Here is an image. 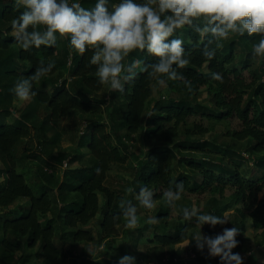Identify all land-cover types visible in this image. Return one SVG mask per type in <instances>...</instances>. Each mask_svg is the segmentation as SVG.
Returning <instances> with one entry per match:
<instances>
[{"label":"trees","instance_id":"obj_1","mask_svg":"<svg viewBox=\"0 0 264 264\" xmlns=\"http://www.w3.org/2000/svg\"><path fill=\"white\" fill-rule=\"evenodd\" d=\"M73 2L90 9L97 0H70ZM114 3L119 0H109V4ZM22 11L14 8L13 0L7 4L0 0V171L4 173L0 180L4 219L0 264H57L68 257L69 250L57 247L55 240L62 246L67 242H92L95 234L82 227L96 217L98 240H103L105 250L95 264H119L120 257L131 254L125 245L116 244L117 228L124 218L114 217L120 214L121 200L139 205L135 195L142 186L155 193L158 204L152 210H156L158 222L146 224L158 228L149 237L156 243L155 249L169 248L178 260L180 244L190 241L189 252L195 255L192 262L175 264H221L219 257L202 254L190 239L195 218L186 222L182 213L176 220L171 216L163 192L176 182L184 184L182 195L211 193L206 209L199 213L222 216L232 211L233 227L240 230L233 253L242 249L247 220L264 232V197L259 198L264 190V56L255 60L251 56L259 35L230 34L221 41L223 46L216 49L215 57L208 60L203 52L206 47H215L208 43L211 37L201 39L192 27L185 26L169 39L183 41L189 64L180 72L191 81L192 90L172 80L161 87L137 69L136 78L126 82L125 91L120 93L103 91L105 85L98 83L96 67L87 64L92 52L81 56L69 47L67 39H57L55 47L24 51L11 28L12 19ZM37 28L43 30V26ZM41 60L53 62L55 68L33 82L36 95L19 108L13 88L30 77ZM133 61H140L143 67L156 62V58L137 49L124 63ZM214 72L222 74L223 82L212 79ZM203 93L207 94L205 100L201 99ZM72 114L99 119H89L77 145L63 151L65 130L61 121ZM191 117L207 120L209 126L198 122L191 126ZM231 118L240 121V128L224 132L227 140L220 141L213 135L204 138L215 132L217 124ZM29 139L36 143L34 151L25 147ZM137 141L142 147L139 153L134 150ZM33 158L36 162L25 164ZM77 161L82 165L71 167ZM245 161L247 166H256L260 174L247 175ZM65 163L64 175L58 176L56 166ZM127 163L131 166L128 184L113 188L107 181L113 165ZM227 188L231 193L224 196ZM20 198L30 200L28 208L20 215H10L13 211L9 207ZM18 251L22 253L15 258ZM135 264L152 263L146 257H135Z\"/></svg>","mask_w":264,"mask_h":264},{"label":"clouds","instance_id":"obj_2","mask_svg":"<svg viewBox=\"0 0 264 264\" xmlns=\"http://www.w3.org/2000/svg\"><path fill=\"white\" fill-rule=\"evenodd\" d=\"M13 5L16 10L23 9L12 19L11 28L24 51L33 47H55L58 36L67 39L69 47L81 56L92 52L88 66L96 67L98 83L107 85L113 92L123 93L125 83L138 75L137 69L146 72L149 79L157 80L161 87L167 86V80L181 81L191 91V81L180 72L189 64L183 41L169 39L185 26L192 27L201 39L211 37L208 43L215 47H206L203 52L208 60L213 59L216 49L223 46L222 40L236 33L241 36L246 33L250 37L259 35L251 56L253 60L264 56V0H145L144 3L119 0L114 4H109V0H97L90 9L80 3H70V0H13ZM37 26H43V30H38ZM137 49L155 57L156 62L143 67L140 61L125 64V59ZM54 68L53 62L46 64L41 60L30 77L21 79L14 86L16 97L21 101L30 100L36 95L32 90L33 82L47 76ZM212 79L223 82L221 73H212ZM183 192V182H176L174 187L163 192L164 202L170 210H175ZM154 196L149 187L142 186L135 199L140 207L151 211L156 207ZM119 209L120 214L114 219L122 216L127 229L140 227L138 208L132 200H121ZM181 211L186 222L195 218L199 228L204 224L224 225L230 220L227 213L222 216L201 214L195 207H185ZM157 222V217L148 219L149 224ZM239 231L237 227L224 228L215 236L198 231L190 239L196 242L200 251L207 248L210 257H219L221 264H243L241 255L232 251L238 246ZM119 264H135V257L124 255L119 258Z\"/></svg>","mask_w":264,"mask_h":264},{"label":"rangeland","instance_id":"obj_3","mask_svg":"<svg viewBox=\"0 0 264 264\" xmlns=\"http://www.w3.org/2000/svg\"><path fill=\"white\" fill-rule=\"evenodd\" d=\"M123 75V74H122ZM245 75H247V71L245 72ZM109 90L108 86L105 85L103 88V91ZM154 96L157 97L159 96L158 89L154 90ZM207 97L206 93H203L201 95V99L205 100ZM25 103V101H20L17 103V106L20 108L22 107ZM92 118H97L92 115H80V114H72V117L70 118H64L61 121V127L65 130L64 132V137L63 141L61 143L62 150L65 151L69 146L75 147L78 143L79 140V135L82 134L83 128L88 122L89 119ZM99 119V118H97ZM194 122L200 123V125L204 124L209 126L207 120H203L199 117H191L189 119V123L192 126ZM240 128V121L237 118H231L225 122H221L216 125L215 127V132L208 133L204 136V138H209L212 135L215 137L217 136L220 141L222 140H227V137H225L223 134L226 132L228 129L233 130V129H239ZM25 147L27 149H30V151H34V148H36V143L35 141H32L31 139L27 140L25 143ZM134 150L139 153L141 150V144L140 142L134 143ZM67 151V150H66ZM53 152V151H52ZM55 152V151H54ZM38 154V153H37ZM36 162V160L29 159L25 161V164L27 163L28 165L31 163ZM248 161H245L246 168H248L246 174L249 176H257L259 175V171L256 168V166L251 167L247 166ZM82 165V161H77L71 167L77 166V165ZM65 165L63 166H56V174L58 176H63L64 175V170H65ZM1 167V163H0ZM130 164L127 163L126 165L122 167H118L116 165H113L112 170L109 173L108 176V184L112 186L113 188L116 189H122L124 188L128 183H127V178H130ZM4 178V173L0 171V180ZM231 193V189L227 188L224 196H228ZM211 193L209 192H202L199 194L195 193H186L185 195L181 196V199L176 202V207L175 210H172L171 216L176 220L179 214L182 213V209L184 207H187L189 205H192V207H195L197 210H205L206 209V204L210 200ZM264 197V190L259 193V198ZM30 204V200L28 198H20L18 199L14 204H12L9 208L13 211L10 215H20L22 212L25 211L26 208H28ZM157 204V203H156ZM158 205V204H157ZM138 208V216H139V224L140 227L131 230L127 229L125 227V221L118 226V235L116 238V244H123L125 245V250L130 252V254L134 257H143L147 258L152 264L159 263V264H175V262L181 261V260H186L189 263L192 262V259L195 257V255L191 252H189L188 249V240L180 244L179 249L181 251L179 252L180 255H178V260L174 259V257L171 255V251L169 248H167L164 251H161L160 249H155L154 245L156 244L155 242H151L149 240V237L152 236V234L156 231H158V228L156 226H149L146 227V224L148 223L149 217H154L155 211L145 210L144 208L140 207L137 205ZM158 208V207H157ZM14 209H16L14 211ZM230 220L228 223L223 225V228L217 229L216 226L212 227L209 224H204L199 228V226L196 225V220L193 222L194 225V233L201 231L202 234L206 236H215L217 233H222L224 228H232L233 225L235 224V217H233L232 211L227 212ZM155 218V217H154ZM3 217H2V212L0 209V239L3 238L4 232L2 228V223H3ZM239 220V216L237 215V221ZM82 227V226H81ZM98 228H99V223H98V217L93 219L88 225L82 227V229H88L91 230L93 234H95V239L92 242H78V243H72V242H67L64 246H62V242L58 241L57 239L55 240V244L57 247H63L69 250V255L66 259H59L57 264H84L85 261L87 263L85 264H95L97 260V256L100 254L104 253L105 246L103 240H98ZM242 243L241 247L242 249L239 250V254L243 258V264H264V232L260 229H256L253 227L251 224V220L246 221V230L245 233L242 234ZM236 239H239V235H237ZM239 241V240H238ZM102 249V251H101ZM95 254V256L90 252V251ZM156 252V254H154ZM22 251H18L15 254V258L19 257L21 255ZM202 254H205L207 256V248L204 249ZM156 256L157 258H155ZM210 257V256H209ZM107 259H113L112 257H109L106 255ZM212 258V257H211ZM8 264H16L15 261L8 262Z\"/></svg>","mask_w":264,"mask_h":264},{"label":"crops","instance_id":"obj_4","mask_svg":"<svg viewBox=\"0 0 264 264\" xmlns=\"http://www.w3.org/2000/svg\"><path fill=\"white\" fill-rule=\"evenodd\" d=\"M8 1H9V3H10V1L11 0H5V2H6V4L8 3ZM58 40H59V36H58ZM17 100H16V103H18V102H20L21 100H19L18 98H16ZM1 163V162H0ZM1 167H2V164H1Z\"/></svg>","mask_w":264,"mask_h":264}]
</instances>
